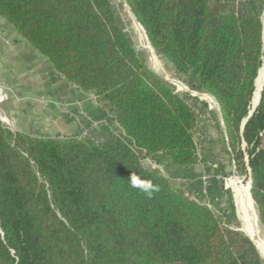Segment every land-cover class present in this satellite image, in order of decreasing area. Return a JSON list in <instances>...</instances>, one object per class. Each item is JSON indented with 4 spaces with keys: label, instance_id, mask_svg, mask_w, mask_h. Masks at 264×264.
Here are the masks:
<instances>
[{
    "label": "trees",
    "instance_id": "1",
    "mask_svg": "<svg viewBox=\"0 0 264 264\" xmlns=\"http://www.w3.org/2000/svg\"><path fill=\"white\" fill-rule=\"evenodd\" d=\"M124 1L152 50L219 107L220 152L237 173L249 170L264 234V82L248 117L263 66L264 1L242 0L237 14L229 0ZM0 18L118 125L96 142L35 138L0 123V264H264L245 234L140 164H198V117L187 95L146 67L111 0H0ZM133 173L159 191L149 198L132 187Z\"/></svg>",
    "mask_w": 264,
    "mask_h": 264
},
{
    "label": "rangeland",
    "instance_id": "2",
    "mask_svg": "<svg viewBox=\"0 0 264 264\" xmlns=\"http://www.w3.org/2000/svg\"><path fill=\"white\" fill-rule=\"evenodd\" d=\"M229 1L230 4H232V0ZM111 2L118 22L123 27L124 32L146 67L155 72L163 81L173 86L176 93L187 95L185 99L195 106L198 117L197 119L200 121V125L207 117H213L217 120L218 117L215 111L216 105L213 99L201 93L197 88L193 90V84L181 82L180 75L163 57L159 56L152 50L145 39L142 29L131 15L125 1L111 0ZM261 19L263 23L264 48V7L261 12ZM24 42L25 41L13 31L11 26L0 18L1 125L15 134L28 135L35 138H54L63 140L68 137H66L67 128L64 124L65 121L58 116L57 111H60L66 117L67 121L75 123V125L80 128L77 136H80L83 132L87 131V135L94 139V141H102L106 135L103 134L104 136L102 135V137H100L99 128L107 125L106 118L97 119L92 117L81 108L79 102L63 103L59 102V100L52 101L45 94L39 93L41 91L43 92L44 88L39 87L40 81H37L36 76L31 73V69L27 66L29 62L28 59L22 60L20 55L14 54L17 53V51H13V56L9 53L12 50L17 49L28 53V45ZM155 59L158 63L157 65L155 64ZM44 65L45 63L36 66L44 68ZM156 68L158 71L155 70ZM193 98L203 100L201 102H204L205 106L193 101ZM91 100L93 101V99ZM91 100L89 99L90 102ZM92 104L94 107H100V105L95 102ZM75 107L78 109L76 113L73 109ZM105 116L108 118L106 114ZM91 123H94L95 126L93 130H90ZM82 124H84L86 128H83ZM116 130L117 128L112 132H115ZM214 135L217 136L215 140L219 143H216L212 148L208 149L207 152H198L199 160L201 159L202 162H205V160H207V162L213 161L212 154L217 155L218 153H221L220 149L223 146L221 142L222 137L220 133H215ZM241 149L244 150V145L241 146ZM221 155L224 157L226 163L229 162L227 169H224L223 172L219 173L217 176L205 175L202 179L201 189L196 187L192 188V184H188L187 181L180 178V172L171 170L159 157H142L140 159V164L146 169L160 172L174 186L181 188L188 198L206 205L214 213L227 220L232 225L233 229L247 235V231L249 232L248 224L244 221V214L240 205L237 203L236 197L239 190L246 187L248 188L250 196L249 181H251V179L249 170L246 169V173H237L235 165H232V167L230 166L231 156L225 153H221ZM145 159L148 161H144ZM244 162H246V158L244 159ZM213 186L216 188L214 189ZM216 189L219 192H215ZM250 200L251 212L255 216L258 235L264 240V234L251 196ZM258 253L264 262L263 254L260 252Z\"/></svg>",
    "mask_w": 264,
    "mask_h": 264
},
{
    "label": "crops",
    "instance_id": "3",
    "mask_svg": "<svg viewBox=\"0 0 264 264\" xmlns=\"http://www.w3.org/2000/svg\"><path fill=\"white\" fill-rule=\"evenodd\" d=\"M27 49H28V53L22 52L18 49L12 50L9 53L12 54L13 56V51H17V53L14 54L20 55L22 60L28 59L29 62L27 66L31 69L32 71L31 73L36 76L37 81L38 82L40 81L39 87L44 88L43 92L42 91L39 92L40 94H45L52 101L59 100V102H63V103L79 102L81 104V108L92 117L97 119L106 118L107 125L102 128L101 127L99 128L100 137H102L103 134L106 135L108 133H111L116 128L118 129V125L112 122L110 119V108L107 105L98 103L91 93H84L74 85L65 81L52 68L50 63L44 57L40 56L30 45L27 46ZM44 63H45L44 68L37 67ZM89 99L90 100L93 99V101L99 104L100 107L99 106L94 107L92 104L94 102L92 100L90 102ZM199 101L201 102L203 100L199 99ZM73 109L75 113L78 111L76 107ZM215 111L218 117V119L216 120L218 126H216V124L212 121L211 117L205 118L204 121L201 122V125H200V121H198L197 119V126L199 131L196 136L197 137L196 142L198 141L197 142L198 152L201 153L207 152L208 149L212 148V146H214L216 143H219L216 142L215 140L217 137L216 135H214L215 133H220L222 137L221 142L222 144H224L223 139L225 137V130L223 127L220 114L217 111V108L215 109ZM57 112H58V116L65 121L64 124L67 128L66 137L68 138L78 137L79 135L77 136V133L80 128L77 127L75 123L71 121H67L66 117L60 111ZM105 114L108 116V118L105 116ZM82 126L83 128H86L84 124H82ZM212 156L215 161L213 160L207 162V160H205V162H202L200 159L198 164L186 168H181L173 165L172 163H168L165 161L164 162L171 170L175 172H180L181 173L180 178L187 181L188 184H192V188L196 187L198 189H201L202 179L205 175L217 176L219 175V173H222L224 169H227L229 165V162L228 163L225 162L224 157H222L221 153H218L217 155L212 154ZM232 165L234 166V163L231 158L230 166L232 167ZM213 188L215 189L216 187L213 186ZM216 191L219 192L217 189L215 190V192Z\"/></svg>",
    "mask_w": 264,
    "mask_h": 264
},
{
    "label": "bare ground",
    "instance_id": "4",
    "mask_svg": "<svg viewBox=\"0 0 264 264\" xmlns=\"http://www.w3.org/2000/svg\"><path fill=\"white\" fill-rule=\"evenodd\" d=\"M263 66L261 67L258 78L255 83V92L252 99V106H256L260 94V90L263 83L264 78V48H263ZM155 64L157 65V61L155 59ZM155 66V65H154ZM157 70V68L155 69ZM158 71V70H157ZM237 203L240 205V208L244 214V221L248 224L249 232L247 231V235L250 237V239L253 241L255 247L257 248L258 252L263 254L264 256V240L258 235L257 225L255 221V216L251 212V200L248 192V188H242L239 190L237 195ZM245 224V223H244ZM247 229V230H248Z\"/></svg>",
    "mask_w": 264,
    "mask_h": 264
},
{
    "label": "clouds",
    "instance_id": "5",
    "mask_svg": "<svg viewBox=\"0 0 264 264\" xmlns=\"http://www.w3.org/2000/svg\"><path fill=\"white\" fill-rule=\"evenodd\" d=\"M129 182L132 187L143 191L149 198L154 192L159 191V187L154 185L151 180L143 179L135 173L131 174Z\"/></svg>",
    "mask_w": 264,
    "mask_h": 264
},
{
    "label": "built area",
    "instance_id": "6",
    "mask_svg": "<svg viewBox=\"0 0 264 264\" xmlns=\"http://www.w3.org/2000/svg\"><path fill=\"white\" fill-rule=\"evenodd\" d=\"M221 3L224 4V5H227V1L226 0H221ZM243 3L242 0H232V4H231V8L232 10L234 11V14H237L240 10V5ZM97 125V123H96ZM94 123L90 124V130H93L94 128ZM89 129V128H88ZM83 136H88L87 135V131L83 132L82 135H80L79 137H83ZM144 161H148L147 159H145Z\"/></svg>",
    "mask_w": 264,
    "mask_h": 264
},
{
    "label": "water",
    "instance_id": "7",
    "mask_svg": "<svg viewBox=\"0 0 264 264\" xmlns=\"http://www.w3.org/2000/svg\"><path fill=\"white\" fill-rule=\"evenodd\" d=\"M129 9V8H128ZM130 11V10H129ZM134 18V17H133ZM135 20V19H134ZM261 21H262V19H261ZM135 22H136V20H135ZM137 23V22H136ZM263 24V23H262ZM141 28V27H140ZM143 31V30H142ZM143 34H144V36H145V33H144V31H143ZM145 39L147 40V38H146V36H145ZM147 42H148V40H147ZM148 45L150 46V44H149V42H148ZM151 47V46H150ZM155 73V72H154ZM259 73V72H258ZM263 82H264V78H263ZM262 87H263V83H262ZM262 87H261V90H262ZM192 89L193 90H195L196 89V87L194 86V85H192ZM261 90H260V92H261ZM259 99H260V94H259V98H258V102H257V104H256V106L258 105V103H259ZM216 104V103H215ZM256 106H254V107H251V111H250V113H249V115H248V117H250L251 115H252V113H253V111L255 110V108H256ZM216 108H217V111L219 112V114H220V110H219V107L217 106V104H216ZM220 117H221V115H220ZM245 123V121L243 122V124ZM250 188H251V181H249V191H250ZM247 236V235H246ZM248 237V236H247ZM249 238V237H248ZM250 239V238H249ZM251 240V239H250ZM252 241V240H251ZM252 243H253V241H252ZM254 244V243H253ZM257 249V248H256Z\"/></svg>",
    "mask_w": 264,
    "mask_h": 264
}]
</instances>
